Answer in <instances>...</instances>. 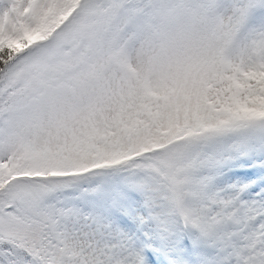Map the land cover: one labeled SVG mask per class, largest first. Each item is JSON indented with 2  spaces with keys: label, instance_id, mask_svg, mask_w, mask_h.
I'll use <instances>...</instances> for the list:
<instances>
[{
  "label": "snow or ice",
  "instance_id": "snow-or-ice-1",
  "mask_svg": "<svg viewBox=\"0 0 264 264\" xmlns=\"http://www.w3.org/2000/svg\"><path fill=\"white\" fill-rule=\"evenodd\" d=\"M0 264H264V0H0Z\"/></svg>",
  "mask_w": 264,
  "mask_h": 264
}]
</instances>
